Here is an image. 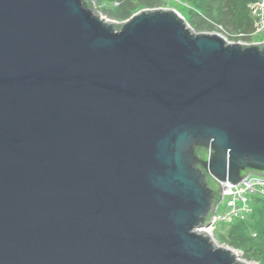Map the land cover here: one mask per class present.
Here are the masks:
<instances>
[{"label": "water", "instance_id": "water-1", "mask_svg": "<svg viewBox=\"0 0 264 264\" xmlns=\"http://www.w3.org/2000/svg\"><path fill=\"white\" fill-rule=\"evenodd\" d=\"M93 3L0 0V264H250L200 228L264 174V40Z\"/></svg>", "mask_w": 264, "mask_h": 264}, {"label": "trees", "instance_id": "trees-1", "mask_svg": "<svg viewBox=\"0 0 264 264\" xmlns=\"http://www.w3.org/2000/svg\"><path fill=\"white\" fill-rule=\"evenodd\" d=\"M189 5L187 21L198 32L226 31L235 40L251 42L255 37L257 18L252 5L259 0H180ZM101 12L119 22L129 19L142 9L169 5L168 0H93ZM254 213L253 224L237 221L230 224L221 242L244 249L246 259L264 264V201ZM251 227L255 232H252ZM256 233V235H253Z\"/></svg>", "mask_w": 264, "mask_h": 264}, {"label": "built area", "instance_id": "built-area-1", "mask_svg": "<svg viewBox=\"0 0 264 264\" xmlns=\"http://www.w3.org/2000/svg\"><path fill=\"white\" fill-rule=\"evenodd\" d=\"M253 13L257 18L254 36L264 32V0H259L252 5ZM221 33L220 31H218ZM222 34V33H221ZM249 43L250 42H245ZM264 195V174L252 173L241 185L223 184L222 200L219 206L225 202V208L215 219L218 221H227L230 224L237 222L246 209L241 203L247 200V194Z\"/></svg>", "mask_w": 264, "mask_h": 264}, {"label": "rangeland", "instance_id": "rangeland-1", "mask_svg": "<svg viewBox=\"0 0 264 264\" xmlns=\"http://www.w3.org/2000/svg\"><path fill=\"white\" fill-rule=\"evenodd\" d=\"M168 2H169V5H165V6H163V8H174V9L178 10L183 16H185L187 18V14H188L187 12L189 9V5L187 3L182 2L180 0H168ZM95 8L97 9V11L101 12V9H99L97 5L95 6ZM101 14L103 16H106L103 13V11L101 12ZM106 17L109 18L108 16H106ZM215 32H218V31H215ZM220 32L229 41H236L235 36L231 35L230 33H227L226 31H220ZM263 40H264V32L261 33L260 35H257V37H255L250 43L262 42ZM239 41L245 43L244 40H239ZM252 173L253 172L248 173V175L240 183L233 184V185H241L244 182V180ZM222 187H223V185H222ZM246 198H247V200L245 202H242L241 204L243 206H245L247 210H245V212L239 216L240 219L238 220V222L239 221L248 222L251 220L248 223L253 224L252 220H253V218H256V217H254V213H256L257 210H259L257 207L259 206L261 201L262 202L264 201V195L259 194V196H256L255 194H249L248 193ZM225 204H226L225 202H223L221 204V206H220L221 212L224 210ZM229 226H230V223L227 221H221L220 220V221L216 222L215 220H212V223L208 228L211 229V232L213 233L215 239L218 241V243L220 245L231 247L233 250L236 249V251L239 252V255L237 254L239 260L244 261L246 263H250V264H263L260 261L246 259V254H245L244 249L234 248V247L226 244L225 242H221L219 240L223 234H226L228 232ZM251 229H252V232H255L253 227H251ZM253 235H256V233H253Z\"/></svg>", "mask_w": 264, "mask_h": 264}, {"label": "bare ground", "instance_id": "bare-ground-1", "mask_svg": "<svg viewBox=\"0 0 264 264\" xmlns=\"http://www.w3.org/2000/svg\"><path fill=\"white\" fill-rule=\"evenodd\" d=\"M221 200H222V199H221ZM255 200H256V199H255ZM220 203H221V201H220ZM220 203H219V205H220ZM219 205L217 206L216 213H215V215H214V217H213V220H215V219L217 218V215H218V214H221V213H222V212L220 211V206H219ZM200 230H205L206 232H208L209 234H211L212 236H214L213 233L211 232V229L208 228V227H201ZM217 242H218V241H217ZM217 244H219V243H217ZM219 245H220V244H219ZM222 246H223V245H222ZM225 247L231 249V247H228V246H225ZM232 250H233V249H232ZM233 252H235L236 254L239 255V252H237L236 249H234Z\"/></svg>", "mask_w": 264, "mask_h": 264}, {"label": "clouds", "instance_id": "clouds-1", "mask_svg": "<svg viewBox=\"0 0 264 264\" xmlns=\"http://www.w3.org/2000/svg\"><path fill=\"white\" fill-rule=\"evenodd\" d=\"M215 32V31H214Z\"/></svg>", "mask_w": 264, "mask_h": 264}]
</instances>
